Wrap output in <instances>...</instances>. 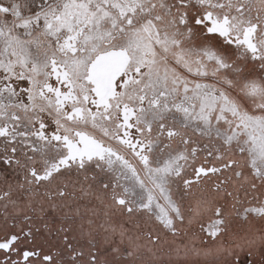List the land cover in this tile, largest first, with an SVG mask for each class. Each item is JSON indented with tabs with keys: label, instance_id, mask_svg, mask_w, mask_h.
<instances>
[{
	"label": "snow or ice",
	"instance_id": "1",
	"mask_svg": "<svg viewBox=\"0 0 264 264\" xmlns=\"http://www.w3.org/2000/svg\"><path fill=\"white\" fill-rule=\"evenodd\" d=\"M0 264H264V0H0Z\"/></svg>",
	"mask_w": 264,
	"mask_h": 264
}]
</instances>
